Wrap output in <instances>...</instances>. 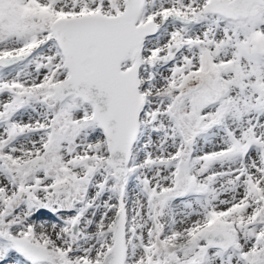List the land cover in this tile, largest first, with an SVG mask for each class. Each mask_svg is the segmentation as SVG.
Returning a JSON list of instances; mask_svg holds the SVG:
<instances>
[{
  "label": "snow or ice",
  "instance_id": "1",
  "mask_svg": "<svg viewBox=\"0 0 264 264\" xmlns=\"http://www.w3.org/2000/svg\"><path fill=\"white\" fill-rule=\"evenodd\" d=\"M0 264H264V0H0Z\"/></svg>",
  "mask_w": 264,
  "mask_h": 264
}]
</instances>
